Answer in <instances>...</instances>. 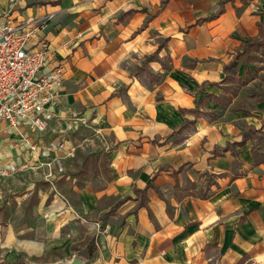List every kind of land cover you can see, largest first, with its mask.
Here are the masks:
<instances>
[{
    "label": "crops",
    "instance_id": "0c3cea01",
    "mask_svg": "<svg viewBox=\"0 0 264 264\" xmlns=\"http://www.w3.org/2000/svg\"><path fill=\"white\" fill-rule=\"evenodd\" d=\"M10 7L0 0V16ZM14 15L53 16L42 36L64 75L46 132L0 121V168L12 170L0 176L11 219L0 264H41L88 238L62 260L264 264V155L245 133L257 122L217 100L239 56L264 42V0H25ZM79 119L108 138L106 186L79 188V210L56 186L10 204L23 173L57 168L56 143L74 146Z\"/></svg>",
    "mask_w": 264,
    "mask_h": 264
},
{
    "label": "rangeland",
    "instance_id": "374dc122",
    "mask_svg": "<svg viewBox=\"0 0 264 264\" xmlns=\"http://www.w3.org/2000/svg\"><path fill=\"white\" fill-rule=\"evenodd\" d=\"M217 100L222 108L230 106L233 111L247 113L254 117L253 121L257 123H246L245 133L247 138L253 142L254 149L264 155V42L250 45L239 56L238 65L228 75L224 92ZM70 129L74 132V153L71 156L64 155L62 158H55L57 168L47 171L46 175H44L46 172L42 171L23 173L21 176H27L26 179L23 178L19 185L16 184L15 189L9 190L7 193L10 204L15 205L16 203L18 207L19 201H22V204L32 201L36 203L40 188L49 191L52 187H57L79 210V188L92 185L95 190H101L106 186L107 176L110 175L106 134L101 132L96 124L89 119L84 121L79 119ZM33 186H35L34 193L29 195V189ZM10 204L6 203L8 206ZM109 205L108 198L100 199V208L106 209ZM1 209L0 207L1 224L9 226L11 223L10 213L1 212ZM97 213L100 211L97 210L90 215L93 219H89L95 221V218L99 217ZM102 215H106V213L104 212ZM8 232L7 229H4V233ZM1 235L4 234L1 233ZM84 242L73 243V252L68 253L61 248L37 259L43 261L41 264H69L63 261L64 257L68 258L75 252L79 253L83 246L90 243L91 240L88 238ZM2 251L0 250V257H2Z\"/></svg>",
    "mask_w": 264,
    "mask_h": 264
},
{
    "label": "built area",
    "instance_id": "2783aa9c",
    "mask_svg": "<svg viewBox=\"0 0 264 264\" xmlns=\"http://www.w3.org/2000/svg\"><path fill=\"white\" fill-rule=\"evenodd\" d=\"M24 1L9 0L10 10L0 16V121H5L11 130L25 124L32 134L38 135L48 129V108L60 94L64 68L60 64L48 67L53 50L42 33L53 16L17 18L14 12ZM24 142L31 151H39L29 137ZM55 147L66 156H71L75 149L65 141L57 142ZM11 174V168H0V176Z\"/></svg>",
    "mask_w": 264,
    "mask_h": 264
},
{
    "label": "water",
    "instance_id": "95a60500",
    "mask_svg": "<svg viewBox=\"0 0 264 264\" xmlns=\"http://www.w3.org/2000/svg\"><path fill=\"white\" fill-rule=\"evenodd\" d=\"M63 264V263H62ZM69 264H82V259L76 256L72 263Z\"/></svg>",
    "mask_w": 264,
    "mask_h": 264
},
{
    "label": "trees",
    "instance_id": "16d2710c",
    "mask_svg": "<svg viewBox=\"0 0 264 264\" xmlns=\"http://www.w3.org/2000/svg\"><path fill=\"white\" fill-rule=\"evenodd\" d=\"M9 264H20V262H16V263H9Z\"/></svg>",
    "mask_w": 264,
    "mask_h": 264
}]
</instances>
